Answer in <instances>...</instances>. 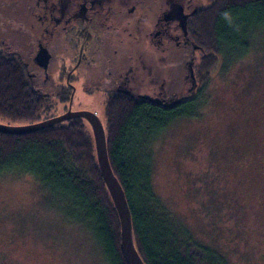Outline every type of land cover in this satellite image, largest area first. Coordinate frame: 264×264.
Instances as JSON below:
<instances>
[{"label": "rangeland", "instance_id": "374dc122", "mask_svg": "<svg viewBox=\"0 0 264 264\" xmlns=\"http://www.w3.org/2000/svg\"><path fill=\"white\" fill-rule=\"evenodd\" d=\"M197 1L200 7L211 2ZM231 14L221 27L232 33L228 44L234 47L220 58H203L212 41L205 45L204 35L196 38L205 49L195 63L198 87L190 112L159 133L136 138L130 149L149 160L159 204L148 207L168 231L188 235L226 264H264V29L251 30L245 47L227 22ZM198 17H192L191 30ZM101 104L95 106L107 132V106ZM65 113L55 108L52 115ZM131 162L139 165L135 156ZM1 178L0 264H107L94 236L48 202L32 176ZM140 202L134 195L138 209ZM189 251L204 258L194 246Z\"/></svg>", "mask_w": 264, "mask_h": 264}, {"label": "trees", "instance_id": "16d2710c", "mask_svg": "<svg viewBox=\"0 0 264 264\" xmlns=\"http://www.w3.org/2000/svg\"><path fill=\"white\" fill-rule=\"evenodd\" d=\"M245 2L218 6L212 15L200 11L198 27L192 29L195 39L204 35L202 44L212 41L207 49L218 55L225 48L229 50L228 46L234 47L228 44L232 33L226 25L221 27L222 18L232 10L239 13L231 14L233 17L227 22H231L235 40L248 47L250 30L264 29V0ZM47 97L33 89L22 63L0 54V120L26 125L49 119L53 111ZM194 101L195 98L162 109L145 101L115 97L106 109L110 162L125 191L136 246L145 264H226L222 257L195 243L188 235L168 231L156 209L148 207L152 203L158 209L159 204L151 186L149 160L141 155L140 149L138 154L130 149L136 138L159 133L175 118L187 116ZM135 146L142 147L139 143ZM134 156L139 165H132ZM19 172L32 176L48 202L67 210L78 225L88 229L100 244L107 264H129L120 249L118 215L99 171L92 129L85 119L73 118L25 135L0 133V180L5 174ZM134 195L141 199L142 208L133 203ZM191 246L204 258L190 254Z\"/></svg>", "mask_w": 264, "mask_h": 264}, {"label": "flooded vegetation", "instance_id": "af4514ba", "mask_svg": "<svg viewBox=\"0 0 264 264\" xmlns=\"http://www.w3.org/2000/svg\"><path fill=\"white\" fill-rule=\"evenodd\" d=\"M62 1L0 0V54L23 64L33 89L48 95L50 111L98 116L95 105L108 106L115 97L162 109L178 106L164 107L150 97L177 95L189 77L192 55L196 61L198 53L203 54L190 28L192 17L203 10L212 15L226 4H246L210 0V6L198 9L197 0H185L183 32L178 23L161 21L171 10L166 11L165 0H74L65 9ZM219 56L212 50L202 55ZM129 90L138 97L128 96Z\"/></svg>", "mask_w": 264, "mask_h": 264}, {"label": "water", "instance_id": "95a60500", "mask_svg": "<svg viewBox=\"0 0 264 264\" xmlns=\"http://www.w3.org/2000/svg\"><path fill=\"white\" fill-rule=\"evenodd\" d=\"M71 1L74 0H63L62 9H65L66 5ZM178 1L179 0H165L167 4L166 11L168 10L169 12V7L171 8V10L165 17L161 19V21L166 24L178 23L182 31L184 32L186 31L188 15H186L187 11L184 8L185 0L179 1L183 8L181 7V5H179V3L178 6H176V2ZM197 3L199 4L197 5L198 9L201 8L200 6H204V4L200 3L199 1H197ZM198 50H201L204 53V51L199 47ZM194 58L195 56L192 55L189 77H187L183 81L179 93L173 97L171 96L169 98H166L165 100H160V97H150L151 102L162 105L164 107L176 106L192 98L196 94L198 81L195 76V70L193 69V66L196 62ZM127 95L131 98L138 97L134 94H131L130 90L128 91ZM73 118L85 119L91 126L99 171L110 194L119 219L121 252L124 255L125 259L129 262V264H145L136 246L132 215L125 191L118 177L114 173L113 167L110 162L105 128L101 119L96 113L90 111H72L71 109H69L65 114L32 124L12 126L0 123V133L7 135H25L37 132L50 126L64 123Z\"/></svg>", "mask_w": 264, "mask_h": 264}, {"label": "bare ground", "instance_id": "6f19581e", "mask_svg": "<svg viewBox=\"0 0 264 264\" xmlns=\"http://www.w3.org/2000/svg\"><path fill=\"white\" fill-rule=\"evenodd\" d=\"M251 31V30H250Z\"/></svg>", "mask_w": 264, "mask_h": 264}]
</instances>
